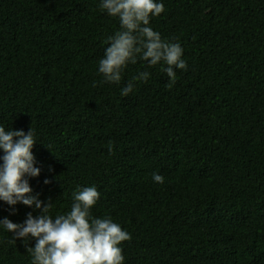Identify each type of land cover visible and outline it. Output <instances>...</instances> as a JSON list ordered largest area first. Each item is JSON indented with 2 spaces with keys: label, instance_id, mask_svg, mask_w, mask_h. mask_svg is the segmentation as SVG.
I'll return each instance as SVG.
<instances>
[{
  "label": "trees",
  "instance_id": "trees-1",
  "mask_svg": "<svg viewBox=\"0 0 264 264\" xmlns=\"http://www.w3.org/2000/svg\"><path fill=\"white\" fill-rule=\"evenodd\" d=\"M159 2L149 27L187 64L171 87L166 64L140 59L104 82L120 21L101 0H0V126L34 130L40 175L25 179L53 218L96 187L92 216L131 236L123 264H264V0ZM29 213L0 200V220ZM12 239L0 225V264H31Z\"/></svg>",
  "mask_w": 264,
  "mask_h": 264
},
{
  "label": "clouds",
  "instance_id": "clouds-1",
  "mask_svg": "<svg viewBox=\"0 0 264 264\" xmlns=\"http://www.w3.org/2000/svg\"><path fill=\"white\" fill-rule=\"evenodd\" d=\"M100 7L120 21V30L108 38L109 46L98 63V72L103 75L104 82L118 84L125 67L140 59L149 67L161 62L166 64L164 70L171 78L168 84L171 87L175 82V69L184 70L187 64L179 42L164 40L149 27L150 18L165 11L163 3L159 0H101ZM149 75L144 71L133 79L147 81ZM132 91L133 83L129 82L122 89V95L127 96ZM35 143L32 128L25 133L0 126V149L4 152L0 167V200L9 206L20 203L40 212L36 217L29 213L20 224L6 217L0 220V225L12 234L11 242L24 241L32 257L31 264H123L120 245L131 236L111 217L92 216L91 209L100 197L94 185L77 187L72 194L70 211L54 218L49 214L53 204H45L31 195L32 189L25 176L40 175V169L34 166L32 148ZM108 150L111 153V141ZM153 180L163 183L164 177L153 173ZM29 237L35 238L34 247L27 246Z\"/></svg>",
  "mask_w": 264,
  "mask_h": 264
}]
</instances>
